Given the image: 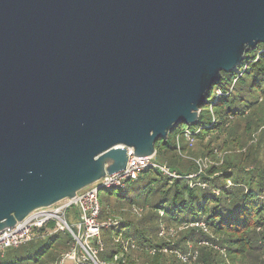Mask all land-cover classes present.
<instances>
[{
	"label": "water",
	"instance_id": "obj_1",
	"mask_svg": "<svg viewBox=\"0 0 264 264\" xmlns=\"http://www.w3.org/2000/svg\"><path fill=\"white\" fill-rule=\"evenodd\" d=\"M264 45V0H0V231L153 157Z\"/></svg>",
	"mask_w": 264,
	"mask_h": 264
},
{
	"label": "trees",
	"instance_id": "obj_2",
	"mask_svg": "<svg viewBox=\"0 0 264 264\" xmlns=\"http://www.w3.org/2000/svg\"><path fill=\"white\" fill-rule=\"evenodd\" d=\"M252 52L234 73H223L221 82L208 93L195 125L181 124L167 141L156 142V161L168 164L180 178H167L153 167L144 170L138 178L144 181L142 192L127 203L129 208L148 205L151 209L137 222L120 223L119 231L128 229L121 235L126 241H119L110 252L104 248L102 260L115 264L114 258L122 255L117 264H264V136L258 144L247 145L253 132L264 125V47ZM243 124L242 135L227 139L234 126ZM187 132L203 147V156L223 153L222 164L212 166L205 175L188 178L198 168L184 157L189 144L182 143V138L189 143ZM234 149L240 154L227 156ZM164 228L182 231L167 239L159 235ZM129 241L133 243L126 246Z\"/></svg>",
	"mask_w": 264,
	"mask_h": 264
},
{
	"label": "built area",
	"instance_id": "obj_3",
	"mask_svg": "<svg viewBox=\"0 0 264 264\" xmlns=\"http://www.w3.org/2000/svg\"><path fill=\"white\" fill-rule=\"evenodd\" d=\"M218 94L221 93L218 91ZM261 131H264V127L261 128ZM186 137L188 140L192 139V134L187 132ZM205 162L204 160L196 162L198 175H201ZM150 167L158 169L167 178H180L168 165L159 164L155 156L139 158L130 153L124 171L114 175L107 174L98 182L81 190L77 198L64 199L50 207L36 209L13 228L0 231V257H4L11 249L20 248L38 239H45L48 234L59 231L70 233L73 242L69 251L63 254L56 264H66L68 261L72 264H108L105 261H100L99 258L105 248L101 240V232L104 227L111 228L120 225L121 222L117 223L111 218L105 222L100 220V192L124 187L127 182L136 181L144 170ZM188 178H194V175H190ZM201 186L206 187L205 184H201ZM74 205L81 217L77 224V232L69 225L67 219V213ZM134 212L139 213V210L134 208ZM161 213L163 215V212ZM194 226L205 227L204 224H194ZM165 231V228L162 229L160 236H165ZM169 231L170 233L171 231L175 232L173 229ZM131 243L126 244L128 246Z\"/></svg>",
	"mask_w": 264,
	"mask_h": 264
},
{
	"label": "rangeland",
	"instance_id": "obj_4",
	"mask_svg": "<svg viewBox=\"0 0 264 264\" xmlns=\"http://www.w3.org/2000/svg\"><path fill=\"white\" fill-rule=\"evenodd\" d=\"M263 47L264 45L260 44L258 46V49ZM253 54H254L253 52H249L248 56L252 57ZM229 79H231V77H229ZM223 83L226 84L227 81L223 80ZM214 99L215 96L213 94L210 98V101L213 102ZM263 99H261V101ZM263 127L264 125L261 126L257 131L253 132V139L252 140L250 139L247 145H255L259 143L260 137L264 136V131H261V128ZM244 128H245L244 124L240 127L234 126L231 129L232 130V133H230L231 136L229 135L226 136L227 139L230 140L234 139V137H236L237 134L242 135V133H244ZM186 142L187 141L184 138H182V143H184L185 145L189 144V148L184 153V157L186 159L192 160L193 162L195 161L197 162L199 160L206 161L205 165L203 166V170L200 173L201 175L207 174L208 170L212 166H219L225 160L226 156L218 151H217L218 153L214 155V158L210 156L207 157L206 155L203 156L202 155L204 152L203 147H201L200 143L194 139H189V143L187 144ZM204 143L208 144V141ZM245 150L242 152H245ZM239 151H240L239 149H236L235 151H231L230 153H228L227 156L234 157L240 154ZM159 164L168 165L166 163H159ZM197 173L194 174L195 178L200 176ZM143 186H144V181L138 180L133 183H128L124 187L117 188L116 191L114 192V195H108L110 190L100 192L99 195V200L101 204L100 220L105 222L111 218L117 221L118 223V221L124 222L127 220L137 222L138 220L142 219L141 217L142 216L144 217L147 214L148 210L151 209V207L146 205L145 207H143L144 209L136 206L129 208L127 202L130 199L136 198V196L142 192ZM118 196L127 197V200H123L124 202H121ZM134 208H137L139 210V213L134 212ZM122 210H124L122 212L123 214L117 213L118 211L120 212ZM67 219L69 225L73 227V230L75 232H77L78 231L77 224L80 222L81 217L75 205L69 209L67 213ZM122 226H123L122 224L121 225L118 224L117 226L111 228L104 227L102 229L101 240L104 243L106 252L112 251L117 246V244H119V241H121V243L126 241L125 237H122L121 235H123L125 232H128V229L122 228V230L124 231L122 230H121L122 232L119 231ZM170 229H173L175 232L171 231L170 233L168 229H165L166 235L163 238H167V239L174 238V236L176 237L178 233L182 231L181 228L180 230H177L176 228H170ZM72 242H73V238L70 233L54 231L48 234V236L45 239L35 240L33 243H31L29 247H23L17 251L14 249L9 250L4 257H0V264H36L35 263L36 260H38L37 264H56L58 260L62 257V255L65 254L70 249ZM128 243H131V241H129ZM47 247L50 248L46 250L45 254L39 256L40 253L43 252L44 249ZM188 248H191V245ZM121 257L122 255L115 257L112 262L117 264L119 258ZM99 258L100 261H104L102 260V255H100ZM66 264H72V263L68 261L66 262Z\"/></svg>",
	"mask_w": 264,
	"mask_h": 264
}]
</instances>
